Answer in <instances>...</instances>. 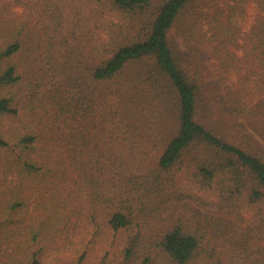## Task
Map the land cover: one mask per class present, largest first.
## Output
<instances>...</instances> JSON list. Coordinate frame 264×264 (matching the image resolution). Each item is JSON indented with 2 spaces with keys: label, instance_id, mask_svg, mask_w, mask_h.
I'll use <instances>...</instances> for the list:
<instances>
[{
  "label": "trees",
  "instance_id": "obj_1",
  "mask_svg": "<svg viewBox=\"0 0 264 264\" xmlns=\"http://www.w3.org/2000/svg\"><path fill=\"white\" fill-rule=\"evenodd\" d=\"M249 1L259 15L240 42ZM9 3L0 0V264L79 251L82 264L120 231L126 255L145 264H264L249 233H264L253 139H264V0H14L23 16ZM173 27L237 74L224 96L188 73Z\"/></svg>",
  "mask_w": 264,
  "mask_h": 264
},
{
  "label": "rangeland",
  "instance_id": "obj_2",
  "mask_svg": "<svg viewBox=\"0 0 264 264\" xmlns=\"http://www.w3.org/2000/svg\"><path fill=\"white\" fill-rule=\"evenodd\" d=\"M7 2H11L12 5H9L17 14L23 16L25 13V9L23 6L16 5L13 3L14 0H6ZM160 2L156 1L155 5L152 6L151 11H155ZM155 9V10H154ZM259 15V10L254 1H249L246 5V10L244 12V17L241 19L240 26L242 27V32L240 33L239 41L243 42L241 39L245 33L250 32L256 19ZM115 21V18L113 19ZM207 27V26H206ZM170 42L172 47L178 52L181 56L183 65L188 71L190 75H195L197 70L200 72L204 84L208 87L206 90V94L224 96L227 92V87L231 85L236 79L237 74L234 71H226L223 69L218 59L214 56V48L210 44H203L200 41L195 40L192 42L193 46H189L185 41V36L181 34L178 27H173L170 31ZM231 47L235 48L234 45ZM239 55L244 53V48L236 49ZM214 97V101L217 102V99ZM216 109V107H215ZM217 110V109H216ZM257 146L264 152V139L259 138L258 136H253ZM136 173V172H133ZM182 179L184 184H188V179L186 176H179ZM197 190V189H196ZM214 198V197H213ZM191 205L199 210L205 211L207 213L213 215H222L231 217V215L221 212L216 208H212L206 205H203L200 201H197L194 198L190 199ZM250 214H247L249 216ZM158 221L149 220L147 225L145 226L143 235L146 237L149 236L153 231H157L158 227H161ZM250 235H252V242L254 246L257 248L258 253L262 257L264 263V233H257L249 229ZM127 237L125 233L122 231L119 232L117 241L114 243V246L98 244L97 247H94L88 255L82 259V264H145L141 262V260H131L129 256L125 253L126 239ZM82 251H79L75 255H71L70 252H65L61 255V259L56 261V256L53 257L49 262L51 264H62L66 260H72L75 264H79V259L81 257Z\"/></svg>",
  "mask_w": 264,
  "mask_h": 264
}]
</instances>
